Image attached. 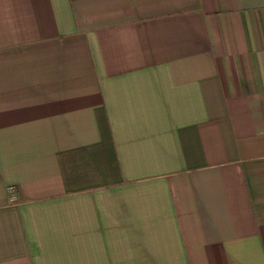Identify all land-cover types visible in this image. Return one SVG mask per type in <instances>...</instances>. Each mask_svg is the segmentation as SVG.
Returning <instances> with one entry per match:
<instances>
[{"label": "crops", "instance_id": "obj_1", "mask_svg": "<svg viewBox=\"0 0 264 264\" xmlns=\"http://www.w3.org/2000/svg\"><path fill=\"white\" fill-rule=\"evenodd\" d=\"M0 264H264V0H0Z\"/></svg>", "mask_w": 264, "mask_h": 264}]
</instances>
